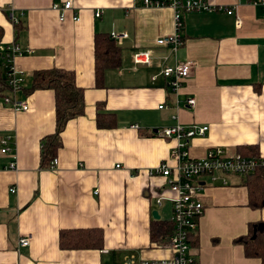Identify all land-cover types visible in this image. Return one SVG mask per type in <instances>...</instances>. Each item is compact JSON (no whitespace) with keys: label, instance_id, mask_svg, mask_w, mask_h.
Wrapping results in <instances>:
<instances>
[{"label":"crops","instance_id":"0c3cea01","mask_svg":"<svg viewBox=\"0 0 264 264\" xmlns=\"http://www.w3.org/2000/svg\"><path fill=\"white\" fill-rule=\"evenodd\" d=\"M65 1L0 0V47L18 48L11 65L24 76L23 86L35 71H71L84 102L83 115L60 134L55 167L47 170L38 167V157L40 139L54 128L52 92H16L11 100L24 103L25 112L0 100V149L9 150L0 153V264H120L126 255L168 259L169 249L151 243L149 233L152 222L169 220L171 193L164 178L147 172L170 165L174 142L151 134L175 124L207 127L203 137L190 140L191 158L200 159L211 148L225 155L254 148L264 161V6L204 0L235 7L236 13L183 14L181 45L172 54L156 45L172 33L169 8H144L141 0H72V10L59 21L52 6ZM96 34L127 35L114 42L120 66L104 71L100 88L93 76ZM139 50L154 58L150 66L133 69L130 58ZM185 61L192 63L190 75L171 92L159 72ZM186 98L194 99L192 109L184 107ZM97 113L113 115L114 126L97 128ZM199 181L205 187L190 249L195 264H260L234 243L251 225H264V209L249 208L241 177H227L226 186ZM70 229H99L102 248L59 249L58 232ZM22 236L30 238L24 248L17 246Z\"/></svg>","mask_w":264,"mask_h":264},{"label":"built area","instance_id":"2783aa9c","mask_svg":"<svg viewBox=\"0 0 264 264\" xmlns=\"http://www.w3.org/2000/svg\"><path fill=\"white\" fill-rule=\"evenodd\" d=\"M72 0H66L59 8L52 6L53 10L58 11V20L63 21V12L72 10ZM144 8H169L172 11V33L156 41L158 47H169L172 54L181 45L182 15L191 12H223L226 15H235V7L225 9L209 5L204 0H141ZM253 6H264V0H252ZM99 12H94V17H99ZM11 17V15H10ZM72 21H77L75 14L71 17ZM109 38L113 42H119L127 38L126 34H110ZM20 55L15 45L0 47V61L8 72L7 84L10 88V96L1 99L2 104L9 105L13 110L25 112L27 106L24 103L12 102L11 96L18 92L24 85V76L14 71L11 60L14 56ZM154 56L148 50H139L131 55L133 69L138 67H148L151 65ZM192 63L189 61L175 63L173 66H163L159 75L165 80L166 88L171 92H176L182 83L189 77ZM152 77L151 80H154ZM177 104V102H176ZM185 108L192 109L194 106L193 98H186L183 101ZM159 106L158 109H161ZM136 128V126H132ZM207 127L182 126L175 124L164 127L156 131V135L163 139L172 140L174 145L169 150V162L160 163L148 170V175L161 176L166 180L167 189L171 193L168 198L170 203L169 222L172 225V232L161 243L160 247L169 249L171 257L164 260H142L136 259L133 255H126L120 264H195L190 255L191 246L188 238L194 235L197 229L198 219L202 216L203 205L200 194L205 187L200 183L201 178H207L209 184L226 186V178L237 176L243 178L255 171L259 166L264 165V161L259 158L242 156L239 153L225 155L220 148L208 149L200 159H193L188 155V145L194 137H203ZM1 145L4 143L0 142ZM1 154H8L9 150L2 147ZM55 159L50 163V170L55 167ZM8 169H14L13 164H9ZM116 168H118L116 166ZM13 194L15 190L10 188L8 191ZM155 204H161L160 199L155 200ZM29 236H22L17 241V246L24 248L29 244ZM105 253V252H104Z\"/></svg>","mask_w":264,"mask_h":264},{"label":"trees","instance_id":"16d2710c","mask_svg":"<svg viewBox=\"0 0 264 264\" xmlns=\"http://www.w3.org/2000/svg\"><path fill=\"white\" fill-rule=\"evenodd\" d=\"M120 66V51L109 35L96 34L93 38V76L94 87L100 88L104 71ZM8 72L0 61V100L10 94L7 84ZM21 92L29 95L34 91L48 90L54 100V128L51 134L40 139L39 162L40 169H49L51 161L61 146L60 134L70 120L83 115V90L76 86L74 73L61 69H49L32 73L27 87L22 86ZM115 120L111 114L97 113L95 126L108 129L113 127ZM152 136H156L152 132ZM245 157L259 158L254 148L241 151ZM248 191V206L253 210L264 209V165L259 166L249 175L241 178ZM251 225L249 234L237 238L234 243L242 246L243 254L250 259L259 260L264 264V225ZM172 232L168 221H154L150 226L149 239L153 244L161 243ZM194 235H190L188 243L194 246ZM57 245L61 250H100L102 248V233L99 229L60 230L57 235Z\"/></svg>","mask_w":264,"mask_h":264},{"label":"water","instance_id":"95a60500","mask_svg":"<svg viewBox=\"0 0 264 264\" xmlns=\"http://www.w3.org/2000/svg\"><path fill=\"white\" fill-rule=\"evenodd\" d=\"M151 217H152L153 220H157V219H158V216H157L156 212H152V213H151ZM261 227H263V225H260V226H259V229H260Z\"/></svg>","mask_w":264,"mask_h":264},{"label":"rangeland","instance_id":"374dc122","mask_svg":"<svg viewBox=\"0 0 264 264\" xmlns=\"http://www.w3.org/2000/svg\"><path fill=\"white\" fill-rule=\"evenodd\" d=\"M106 264H113V262L112 261H107ZM114 264H119V263L117 261H114Z\"/></svg>","mask_w":264,"mask_h":264}]
</instances>
